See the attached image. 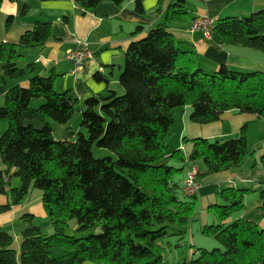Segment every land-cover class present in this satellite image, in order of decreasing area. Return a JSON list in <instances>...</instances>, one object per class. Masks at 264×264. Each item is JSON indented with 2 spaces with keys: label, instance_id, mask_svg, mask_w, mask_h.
Segmentation results:
<instances>
[{
  "label": "trees",
  "instance_id": "trees-1",
  "mask_svg": "<svg viewBox=\"0 0 264 264\" xmlns=\"http://www.w3.org/2000/svg\"><path fill=\"white\" fill-rule=\"evenodd\" d=\"M74 1L92 10L103 2L123 5L127 0ZM165 1H159L158 11ZM168 1L165 21L126 50L120 76L124 94L94 95L80 105L71 89L57 86L59 74L54 72L48 77L35 73L28 86L7 89L0 107V119L7 123L0 134V195L7 201L0 212L22 204L34 186L42 191L54 233L45 234L34 224V215L25 213L21 218L28 224L19 249L15 236L0 229V264H264V227L240 216L252 189L238 187L219 191L218 202L209 207L216 220L201 229L222 247L199 248L197 257L177 262L165 258V238L177 237L180 245L197 221V196L184 193L186 161L203 160L207 173H217L241 167L249 154L244 130L225 141L192 139L189 158L179 149L170 151L176 109L190 107L197 123L217 121L229 110L264 118V72L227 65L206 72L199 55L183 49L169 30L171 22L186 20L185 0ZM12 20L7 19V27ZM212 37L219 44L264 52V9L217 20ZM51 38V22L37 21L17 43H1L0 84L25 76L18 63L21 50ZM96 79L107 80L99 74ZM34 99L43 102L34 107ZM76 111H81L88 136L80 131L75 140L57 139L52 122L68 124ZM95 144L111 149L116 158L94 157ZM259 163L264 167V152ZM14 178L21 186L12 187ZM259 197L264 220V189ZM71 219L79 231H100L66 234ZM53 248L67 252L53 257Z\"/></svg>",
  "mask_w": 264,
  "mask_h": 264
},
{
  "label": "crops",
  "instance_id": "crops-1",
  "mask_svg": "<svg viewBox=\"0 0 264 264\" xmlns=\"http://www.w3.org/2000/svg\"><path fill=\"white\" fill-rule=\"evenodd\" d=\"M159 1L127 0L123 5L103 2L92 10H84L74 0H3L0 8V44L17 43L37 21L51 22L53 38L39 46L20 51L22 59L18 63L25 69V76L10 78L6 84H0V107L5 103L9 87L16 84L28 86L30 77L35 73L44 77L53 72L59 74L57 86L71 89L80 105L94 95L106 97L110 92L124 94L120 76L125 66L126 50L131 41L142 38L150 29L165 21L170 1L166 0L158 11ZM185 4L188 10L186 20L171 22L169 30L181 42L183 49L195 51L199 55L201 67L206 72L213 73L222 65L240 71L264 72V52L236 44H219L213 37H207L203 29L192 30V24L198 17L212 18L214 26L221 18L246 16L264 9V0H185ZM10 16L13 20L7 27L6 21ZM140 26L142 28L139 30ZM80 42L86 43L94 56L87 60L83 69L75 71V64L66 59L65 52ZM30 65L34 68L33 71ZM97 74L105 76L107 80H97ZM42 102L43 100L40 103ZM180 109L182 125L179 127L174 150H181L187 158L194 149L192 139L195 138L225 141L238 138L244 130L248 142L249 154L239 168L207 173V165L203 160L186 161L184 181L189 170L198 171L200 187L196 196L200 207H197L195 222L198 224V231L210 222L209 207L218 202L219 191L225 187L252 189L245 195L246 210L240 216L264 225L259 208L261 200L256 196L264 184V177L261 175L263 170L259 163L264 152V118L255 113L229 110L221 114L217 121L197 123L189 120L190 107ZM80 119L81 111H78L77 122H52L55 137L75 140L83 129L78 123ZM29 122L36 126L42 125L38 120ZM6 126L7 123L0 119V134ZM57 131L59 135H56ZM170 146V151H174ZM257 172L259 175H256ZM24 200L10 211L0 212V227L13 222L14 215L23 207ZM6 201L7 198L0 195V205H4ZM31 210L34 218L46 213L43 201L32 205ZM21 233L17 242L19 245Z\"/></svg>",
  "mask_w": 264,
  "mask_h": 264
},
{
  "label": "rangeland",
  "instance_id": "rangeland-1",
  "mask_svg": "<svg viewBox=\"0 0 264 264\" xmlns=\"http://www.w3.org/2000/svg\"><path fill=\"white\" fill-rule=\"evenodd\" d=\"M41 100L43 99H34L32 106L38 107L41 103ZM180 108L176 109L175 112V121L174 124L171 127V140L169 144L171 145V150L175 149V144L176 141L178 140L179 134V127H181V119L179 117L180 114ZM188 113V112H187ZM77 114L78 111L75 112L74 117L72 118V122H77ZM191 120V118H189ZM192 121V120H191ZM79 125L81 124V119L79 120ZM7 127V126H6ZM82 131L88 136L87 130L82 129ZM56 135H59L58 131ZM92 152L94 157L100 158V157H107V156H112L116 158V154L109 148H104V147H99L97 144L93 145ZM260 168H262V177H264V167L260 165ZM259 175L257 172L256 175ZM21 186V181L19 178H14L12 180V187H17ZM264 189V184L263 188ZM256 196H259V191L256 193ZM39 202H42V191L39 188H36L34 186H31L29 194L25 197L23 207L19 210L16 211L14 215L13 222L7 226L0 227L1 230L8 231L12 233L15 236V247L19 249L20 245L18 241L20 233L23 231V229L26 227L28 222L24 221L21 217L25 213H30L31 206L38 204ZM32 204V205H30ZM44 204V203H43ZM200 207V205H198ZM197 206V207H198ZM44 207L46 209L45 214H38L35 219L33 220L34 224L40 225L43 228V232L45 234H52L54 233V227L49 215V211L47 209V206L44 204ZM198 207V209H199ZM237 214V213H235ZM210 220L211 223L214 219L215 216L212 212H210ZM203 219L206 220V217L203 216ZM78 222L75 219H71L69 222V225L66 227V234L73 235L76 237L80 236H87L91 233H97L100 231V227L98 228H91L83 231L78 230ZM260 227H264L263 224H260ZM186 241V242H185ZM164 255L165 258L169 262H177L181 261L183 259H191L192 257H197L198 253L195 251L198 250L199 248H207V249H213L215 247H222L221 244L214 238L208 235L203 234L201 231H198V224L197 223H192L189 229L188 234L186 237L180 242V245H178V238L177 237H170V238H165L164 240ZM67 252L66 249L64 248H53L52 249V256L57 257L65 254ZM86 264H91V263H86Z\"/></svg>",
  "mask_w": 264,
  "mask_h": 264
},
{
  "label": "built area",
  "instance_id": "built-area-1",
  "mask_svg": "<svg viewBox=\"0 0 264 264\" xmlns=\"http://www.w3.org/2000/svg\"><path fill=\"white\" fill-rule=\"evenodd\" d=\"M213 23L214 20L212 18L205 16L198 17L192 24V30L203 29L207 37H212ZM93 56L94 52L86 43L81 42L65 52L66 59L75 64V71L83 69L87 60L93 58ZM199 187L198 171L196 169L189 170L185 179L184 193L188 196H193L198 192Z\"/></svg>",
  "mask_w": 264,
  "mask_h": 264
}]
</instances>
